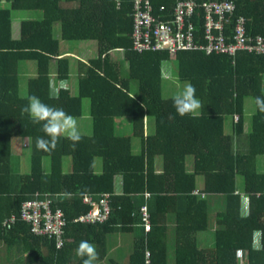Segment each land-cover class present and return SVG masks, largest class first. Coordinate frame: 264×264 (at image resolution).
Segmentation results:
<instances>
[{
    "label": "trees",
    "instance_id": "1",
    "mask_svg": "<svg viewBox=\"0 0 264 264\" xmlns=\"http://www.w3.org/2000/svg\"><path fill=\"white\" fill-rule=\"evenodd\" d=\"M195 1L202 5L225 0ZM229 1L236 4V17L246 19L248 35L264 37V0ZM150 2L157 16L169 19L178 0ZM0 3L10 5L0 8V255L4 245L26 255L25 264H83L75 249L86 240L95 245L98 261L119 264L108 256L107 238L122 234L135 237L130 264H149V252L151 264H264V113L256 107L249 123L245 111L248 99L264 95V56L242 52L232 59L201 50L175 58L160 51L137 54L132 50V0ZM32 10L43 11V19H13L12 11ZM198 25V37L203 38L204 25ZM61 42L98 46L96 59L77 62L75 95L69 86L71 60L62 56ZM113 52L123 53V59H111ZM172 60L179 80L196 89L203 105L197 115L181 117L173 98L164 97L163 65ZM30 62L37 64L38 73L27 80L22 96L20 67ZM55 64L57 96L52 94ZM33 95L75 118L83 116L88 99L92 133L81 134L74 146L61 136L55 148L38 149L37 137H47L41 125L21 113ZM229 115L232 134L226 129ZM127 117L132 132L119 134L118 120ZM17 140L22 142L16 147ZM24 153L31 154L29 173L17 168ZM66 157L72 161L70 172L64 171ZM97 158L103 162L101 172L95 170ZM103 194L110 195L109 220L95 226L77 223L91 210L85 196L97 199ZM212 197L223 206L216 215V243L201 248L198 235L210 229ZM38 198L51 199L52 210L65 214L62 248L54 239L36 235L33 225L22 220L24 203ZM243 198L247 216L242 214ZM146 204L153 224L150 233L141 216ZM9 220L15 223L7 227ZM170 220L175 231L173 262L168 253ZM12 264L18 262L13 259Z\"/></svg>",
    "mask_w": 264,
    "mask_h": 264
},
{
    "label": "built area",
    "instance_id": "2",
    "mask_svg": "<svg viewBox=\"0 0 264 264\" xmlns=\"http://www.w3.org/2000/svg\"><path fill=\"white\" fill-rule=\"evenodd\" d=\"M133 31L132 50L137 54L147 52H169L175 58L181 52L205 51L207 55L236 58L239 53L264 56V37H251L247 33L246 19L236 17L233 1H208L199 4L195 0H178L174 15L169 19L157 16L150 0H132ZM200 9L202 14H199ZM199 18V19H198ZM203 23V38L198 37V24ZM108 194L85 196L84 203L91 206L77 223L104 225L110 217ZM150 199L151 194H146ZM52 200L34 199L26 201L22 208V220L33 225L38 236L54 239L58 248L64 246L65 214L52 210ZM142 223L147 233L153 231L149 205L141 212ZM9 220L5 226L14 224ZM151 264V253H148Z\"/></svg>",
    "mask_w": 264,
    "mask_h": 264
},
{
    "label": "rangeland",
    "instance_id": "3",
    "mask_svg": "<svg viewBox=\"0 0 264 264\" xmlns=\"http://www.w3.org/2000/svg\"><path fill=\"white\" fill-rule=\"evenodd\" d=\"M0 8H10V5L8 3H0ZM12 16L13 19L15 20H40L43 19L44 17V12L43 11H37V10H32V11H12ZM59 28L57 27L56 31V37H59ZM89 45L87 43H77V42H72V43H66V42H61V50L62 52H68L71 60V69L73 73H75V80H76V86L75 88L77 89V61L79 58H81V49H83V46ZM89 53V52H88ZM115 56L111 57L115 61L116 58ZM118 58L122 57V54H118ZM91 58V57H90ZM117 61V60H116ZM56 66V64H55ZM31 70L29 73L24 74V69L27 68ZM125 68V69H124ZM123 69L125 70L124 73L127 75L128 74V66L126 63L123 64ZM38 71L37 64L35 62H30V63H23L21 64L20 67V77H21V95L26 96L27 94V80L32 78L33 76H36ZM32 72H35V74L32 76ZM163 76H164V97L165 98H173L178 92L182 90L186 82H181L178 78V67L175 61H169L164 63L163 65ZM71 83V82H70ZM59 87L54 86L53 89V95L57 96L59 93ZM77 93V90L72 91V94L75 95ZM90 108V101L88 99L84 100V111L89 112ZM247 118L250 123V118L256 111V105L254 103L253 99H248L247 100ZM202 111V108L199 110V112ZM85 115V114H84ZM86 117V116H84ZM87 118V117H86ZM77 122H78V127L79 131L82 135H85V133L90 134L92 132V118L91 116L88 117L87 125L80 120V118L76 117ZM87 127L84 129V127ZM119 129V128H118ZM226 129L227 132L232 134L233 132V118L232 116H227L226 118ZM119 134L123 133L121 130H117ZM126 134V133H123ZM22 142L21 140H17L15 142L16 147L18 146V143L20 144ZM138 140H135V144H137ZM136 146V145H135ZM259 162V167L258 169L260 171L263 170V158L260 157L258 159ZM102 159L97 158L95 160V170L97 172H101L102 170ZM50 167V160L47 158L45 160V168L48 171ZM72 167V161L70 157H66L64 159V171L65 172H70ZM19 169V173H29L31 170V154H25L23 157H21V162L20 166L18 165L17 167ZM200 180H203L201 178ZM240 184H242L240 180ZM216 201L215 197L211 198V207H210V229L205 232L201 233L198 235L199 237V245L201 248H211L212 243L213 246H215L216 243V230H217V213L219 210H223V206H218V204L214 203ZM242 214L243 216H247L248 214V202L246 198H243V204H242ZM174 229L173 227L170 228L169 235H168V253H169V258L170 262L174 261V252H175V234H174ZM134 236L133 235H122V234H114L110 235L107 238V247L113 248L117 242H121V239H123V243L117 248L118 251H116L115 257H120L121 264H130L128 260V255L127 253L132 252L134 250ZM95 246V245H94ZM1 255H0V264H12V260L14 259L15 261L18 262V264H25L27 260V256L16 251H9L4 248V245L1 246ZM94 264H109L108 259H105L104 261H95Z\"/></svg>",
    "mask_w": 264,
    "mask_h": 264
},
{
    "label": "clouds",
    "instance_id": "4",
    "mask_svg": "<svg viewBox=\"0 0 264 264\" xmlns=\"http://www.w3.org/2000/svg\"><path fill=\"white\" fill-rule=\"evenodd\" d=\"M264 90V81L261 84ZM254 103L260 113H264V95L257 96ZM173 106L181 117L186 115H197L203 107L201 101L196 97V89L191 83H186L182 90L173 97ZM21 113L27 114L35 125H41V130L47 137H37L38 149L50 150L55 148L58 139L64 136L73 146L81 139L78 122L75 117L66 113L62 108L50 106L33 95L28 97V103L22 107ZM77 256L83 259V264H94L99 259L96 247L84 240L75 249Z\"/></svg>",
    "mask_w": 264,
    "mask_h": 264
},
{
    "label": "crops",
    "instance_id": "5",
    "mask_svg": "<svg viewBox=\"0 0 264 264\" xmlns=\"http://www.w3.org/2000/svg\"><path fill=\"white\" fill-rule=\"evenodd\" d=\"M81 43H87V44H89V45H87V47H86V45L83 46V49H81V58H79L78 61H81V62H83V63H87V62H89V61H91V60H94V59H96V58L98 57V46H97V43H96V42H81ZM88 52H89V53H88ZM118 54H122V57H121V58H120V57L118 58V57H117ZM69 55H71V54H69L68 52H62V56H63V57H69V58H70ZM113 56H115L114 58H116L115 60H117V61H120V60L123 59V53H121V52H113V53H111V57H113ZM90 57H91V58H90ZM111 59H113V58H111ZM78 61H77V62H78ZM31 70L33 71L32 68H31ZM31 70H30V67H29V69L25 68V69H24V74L29 73ZM37 73H38V72H37ZM34 74H35V72H32V76H33ZM76 75H77V73H76ZM36 76H37V74H36ZM33 77H34V76H33ZM52 77L54 78V80H53V84H52V92H53L54 86H55V84H57V83H56V79H55V77H56V66H55V65H54V67H53V69H52ZM70 82H71V83H70ZM67 86H68V85H67ZM69 86H70V89H71L70 91H71V92L76 90V88H75V86H76L75 73H73L72 69H71V78H70V80H69ZM61 87L64 88L63 85H62ZM52 94H53V93H52ZM246 109H247V102H246ZM246 109H245V111H246V113H248ZM199 113H200V112H198V114H199ZM84 114H85V115H84ZM84 116H86L87 118L84 117ZM89 116H91L90 113H89V112H85V111L83 110V116H81V117H79V118H80V120H82L83 123H85V125H87V121H88L87 119H88ZM83 127H84V126H83ZM85 128H86V130H87V127H86V126L84 127V129H85ZM118 128H119L122 132H125L126 134L132 132V119L129 118V117L119 119V120H118ZM91 133H92V132H91ZM91 133H90V134H91ZM90 134H88V135H90ZM85 135H87V133H85ZM163 165H164L163 160H162V159H159V160H158V169H159L160 171L163 170ZM120 185H121V182H120V179H118V180H117L118 191H119V187H120ZM216 199H217V198H216ZM173 226H174L173 220H170V222H169V227H173ZM133 238H135V237H133ZM123 242H124L123 239H121V242L119 243V241H118L117 244H116L113 248H110V249H109V248L107 247V249H108V256H111V257L115 258V260H117V262H119V264H121L120 257H115V255H116V251H118L117 248H118ZM212 246H213V243H212ZM212 246H211V248H212ZM132 252H133V251H132ZM132 252L129 251V253H127L129 262H130V255H131ZM109 258H110V257H109Z\"/></svg>",
    "mask_w": 264,
    "mask_h": 264
}]
</instances>
